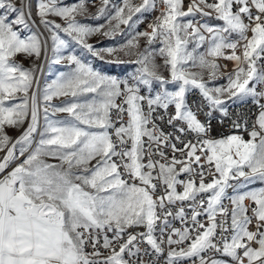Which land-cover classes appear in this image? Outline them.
I'll return each mask as SVG.
<instances>
[{"label": "snow or ice", "instance_id": "1", "mask_svg": "<svg viewBox=\"0 0 264 264\" xmlns=\"http://www.w3.org/2000/svg\"><path fill=\"white\" fill-rule=\"evenodd\" d=\"M89 4L0 0V264H264V0H100L94 14ZM157 10L118 47L88 42ZM49 39L51 63L70 71L41 88L35 61ZM70 41L137 67L123 79L96 71L62 54ZM248 99L257 111L213 136L214 114L222 124L229 102Z\"/></svg>", "mask_w": 264, "mask_h": 264}, {"label": "rangeland", "instance_id": "2", "mask_svg": "<svg viewBox=\"0 0 264 264\" xmlns=\"http://www.w3.org/2000/svg\"><path fill=\"white\" fill-rule=\"evenodd\" d=\"M66 3H71L72 0H65ZM123 2V0H113L112 3L115 5H121ZM35 3L36 0H33V6L35 7ZM100 6L99 4H96V8H98ZM89 7V11L92 12L93 14L96 11V8L92 7L91 4L88 5ZM111 7V6H110ZM145 13H143L142 15H139V18L141 16H143ZM77 19L81 20L82 22L88 23V24H92L95 25L97 23H104L105 21L103 19L97 21L94 19H85L83 17H77ZM134 20H137V17H133ZM59 22V21H57ZM125 26L121 25V29H124ZM41 31H43V29H40ZM136 31H140V20L137 21L135 28L132 30L131 33L125 32L124 35H120V34H116L113 37H104L102 35H94L88 38V42L93 44L94 46H96L97 48H107V47H118L119 45H122L126 42L127 39L131 38V35H134V33ZM45 35H47V33H45ZM62 38L67 39V37H65L63 34ZM71 47L67 50H64L62 54L67 55L68 51L73 52L74 54L79 55L83 60H85L87 63L91 64L92 67L96 70V71H100L104 74L107 75H112V76H117L119 78H125L129 73H132L135 71V68L137 67L134 64H130V63H124V64H113V63H106L105 61H101L99 59H96L95 57H92L91 55L85 54L81 52V49L78 45H75L74 42H71ZM146 46V41L141 38L140 39V48L143 49ZM158 44H154L152 47L156 48L158 47ZM52 48V41L49 39L48 40V53H47V58L45 57H41L40 60L35 61V63L37 65H43V69L42 71H37L36 75L39 78V85L41 88H43L45 85L51 83V81H53L54 79H56L57 75L61 72H68L70 71L69 66L67 65L66 61H63L61 64H54L51 63V60L54 58V53L51 51ZM192 45H189V50H191ZM202 48L199 50L201 51ZM116 56H118L120 59L122 60H128L130 59L129 57H126L123 55V53H117ZM115 56H106L105 60H113L115 59ZM17 62L22 63V65L25 68H30L33 64V58H29L24 54H19L17 55V57L15 58ZM156 63L157 64H161L162 61L159 59V57H157L156 59ZM223 67V66H222ZM222 70V68H221ZM161 72L164 73V75H167V72L161 68L160 69ZM205 78H207L205 76ZM221 79L217 80L214 82L215 86H219L221 85ZM171 88V86H169ZM63 99L66 98H59V99H54L52 101L53 104H60L61 101ZM67 116L66 113H57L56 116L54 118L56 119H64ZM41 124H43V118L41 117ZM26 127V125H25ZM21 130H17V129H12L9 128L7 129L8 135L13 137V139H15L19 134H20ZM0 155H2V153H0ZM261 185L257 184H253V185H249L250 188H255V187H260ZM243 190V189H241Z\"/></svg>", "mask_w": 264, "mask_h": 264}, {"label": "built area", "instance_id": "3", "mask_svg": "<svg viewBox=\"0 0 264 264\" xmlns=\"http://www.w3.org/2000/svg\"><path fill=\"white\" fill-rule=\"evenodd\" d=\"M133 2H137V4H139L140 0H133ZM187 2H188V0H185V4H187ZM99 3H100V0H96V4H99ZM158 14L159 13L157 10V11H151V12L145 13L143 16H141L139 18V20H140V31L147 30V25L150 22H152L154 17ZM196 19L199 20L200 17L197 16ZM233 39H235V37H233ZM206 47H207V45L202 47L201 52L204 51ZM219 63L222 64V66L226 64L227 65V71L232 70L233 65H232L231 61H227V60L222 59L219 61ZM222 71H224L223 67H222ZM221 80H223V79H221ZM225 83H226V80H223V82H221V85L225 84ZM188 100H189L190 104H192L193 102L199 103L200 97H199L198 92L192 91L188 96ZM227 106H228V110L232 114V116L229 118H224L223 123L221 124V123H218L219 113L214 114V118L212 119V127H213V133L212 134H213V136L227 135V134H231V133L237 131V130L231 128V120H232V118L235 117L236 113L239 112V113H244V114H252V113H255L257 111L256 106L251 102L250 99L246 100L243 103H241V102H229ZM207 111L208 110L205 108L204 112L200 114L201 120H204L206 118L205 113ZM160 123H162V126L164 127L165 131H168V132L172 131V129L170 127H168L166 124H164L163 122H160ZM249 124H251V120H249ZM247 138L248 137L245 134V139H247ZM228 194L229 195L233 194L231 189L228 190ZM224 204L229 205V201L225 200ZM174 223L177 227L180 226L178 221H174ZM137 230H139V229H137Z\"/></svg>", "mask_w": 264, "mask_h": 264}, {"label": "crops", "instance_id": "4", "mask_svg": "<svg viewBox=\"0 0 264 264\" xmlns=\"http://www.w3.org/2000/svg\"><path fill=\"white\" fill-rule=\"evenodd\" d=\"M209 23L216 24V23H219V22L216 21V20H211ZM221 66H222V64H221ZM223 80H224V79H223ZM220 82H223V81L221 80Z\"/></svg>", "mask_w": 264, "mask_h": 264}, {"label": "bare ground", "instance_id": "5", "mask_svg": "<svg viewBox=\"0 0 264 264\" xmlns=\"http://www.w3.org/2000/svg\"><path fill=\"white\" fill-rule=\"evenodd\" d=\"M134 3H136V4H137V2H134Z\"/></svg>", "mask_w": 264, "mask_h": 264}]
</instances>
